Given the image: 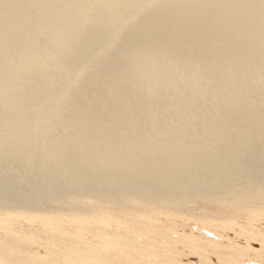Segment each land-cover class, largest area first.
Instances as JSON below:
<instances>
[{"label": "bare ground", "instance_id": "6f19581e", "mask_svg": "<svg viewBox=\"0 0 264 264\" xmlns=\"http://www.w3.org/2000/svg\"><path fill=\"white\" fill-rule=\"evenodd\" d=\"M196 200L264 211V0H0V209Z\"/></svg>", "mask_w": 264, "mask_h": 264}, {"label": "rangeland", "instance_id": "374dc122", "mask_svg": "<svg viewBox=\"0 0 264 264\" xmlns=\"http://www.w3.org/2000/svg\"><path fill=\"white\" fill-rule=\"evenodd\" d=\"M192 208L72 219L1 208L0 264H264V211Z\"/></svg>", "mask_w": 264, "mask_h": 264}]
</instances>
